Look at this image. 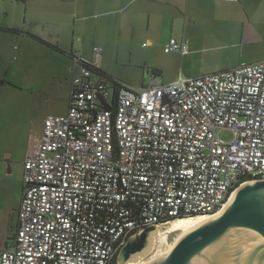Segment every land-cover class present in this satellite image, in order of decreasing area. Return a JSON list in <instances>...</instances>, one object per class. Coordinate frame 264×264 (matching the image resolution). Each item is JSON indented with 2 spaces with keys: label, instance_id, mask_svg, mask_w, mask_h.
<instances>
[{
  "label": "built area",
  "instance_id": "built-area-1",
  "mask_svg": "<svg viewBox=\"0 0 264 264\" xmlns=\"http://www.w3.org/2000/svg\"><path fill=\"white\" fill-rule=\"evenodd\" d=\"M164 51L185 56L188 42ZM71 71L66 115L45 118L24 161L0 264H112L146 228L215 217L264 181V61L138 89L114 88L94 64Z\"/></svg>",
  "mask_w": 264,
  "mask_h": 264
},
{
  "label": "crops",
  "instance_id": "crops-1",
  "mask_svg": "<svg viewBox=\"0 0 264 264\" xmlns=\"http://www.w3.org/2000/svg\"><path fill=\"white\" fill-rule=\"evenodd\" d=\"M0 14V49L17 41L41 46L46 61L33 57L35 68L58 63L64 71L63 62L78 60L105 74L114 60L163 56L179 60L190 78L264 61V0H0ZM171 39L186 40L189 53H165ZM94 48L101 51L95 54ZM158 74L131 84L148 86ZM45 118L36 134L0 120V252L12 246L24 161L41 142Z\"/></svg>",
  "mask_w": 264,
  "mask_h": 264
},
{
  "label": "water",
  "instance_id": "water-1",
  "mask_svg": "<svg viewBox=\"0 0 264 264\" xmlns=\"http://www.w3.org/2000/svg\"><path fill=\"white\" fill-rule=\"evenodd\" d=\"M117 264H264V181L239 187L220 215L146 228Z\"/></svg>",
  "mask_w": 264,
  "mask_h": 264
},
{
  "label": "rangeland",
  "instance_id": "rangeland-1",
  "mask_svg": "<svg viewBox=\"0 0 264 264\" xmlns=\"http://www.w3.org/2000/svg\"><path fill=\"white\" fill-rule=\"evenodd\" d=\"M3 19L4 16L0 14V21ZM2 43L3 41H0V45ZM33 45L30 43L27 46L18 41L11 44L7 42L5 47L0 49V120L3 125L13 122L15 127L18 125L20 128L27 127V130L30 129L31 133L36 134L40 132L45 117L66 115L71 93L70 68L74 65V61L70 64L63 62L64 71L58 63L52 68L51 66L35 68L32 65L33 57L46 60L43 48L34 43ZM106 67H108L106 69L108 72L105 73L107 77L130 89H136L131 83L142 81L148 83L153 73L155 75L159 73L158 83L161 84L171 83L180 77L186 78L182 74L179 60L163 56L150 58L146 62L143 59L139 62L114 60L106 64ZM172 77L174 78L171 80ZM219 137L225 141L231 140V135L226 131H221ZM16 139L20 145V138L16 137ZM162 227L165 226L157 229Z\"/></svg>",
  "mask_w": 264,
  "mask_h": 264
},
{
  "label": "bare ground",
  "instance_id": "bare-ground-1",
  "mask_svg": "<svg viewBox=\"0 0 264 264\" xmlns=\"http://www.w3.org/2000/svg\"><path fill=\"white\" fill-rule=\"evenodd\" d=\"M234 197V196H233ZM233 199V198H232ZM231 199V200H232ZM226 207V206H225ZM221 213H219L218 215H220ZM217 215V216H218ZM216 217V216H215ZM212 218H214V217H190V218H179V219H176V220H173V221H171V222H169V223H167L166 225H164V226H167V225H169V224H171V223H173V222H193V221H198V220H209V219H212Z\"/></svg>",
  "mask_w": 264,
  "mask_h": 264
},
{
  "label": "trees",
  "instance_id": "trees-1",
  "mask_svg": "<svg viewBox=\"0 0 264 264\" xmlns=\"http://www.w3.org/2000/svg\"><path fill=\"white\" fill-rule=\"evenodd\" d=\"M12 1H14V2H17V3H24L26 0H12ZM98 72L99 73H101V75L102 76H104L112 85H113V87L114 88H116V87H120V84L116 81V80H114V79H112V78H109V77H107V76H105V74H103L101 71H99L98 70ZM152 76H156L155 75V73H153L152 74ZM107 107H109V105L107 104ZM116 259H117V257H115V259L113 260V262H112V264H116Z\"/></svg>",
  "mask_w": 264,
  "mask_h": 264
}]
</instances>
